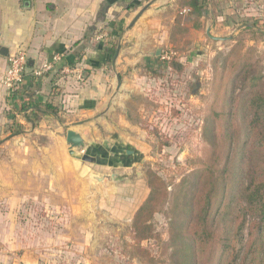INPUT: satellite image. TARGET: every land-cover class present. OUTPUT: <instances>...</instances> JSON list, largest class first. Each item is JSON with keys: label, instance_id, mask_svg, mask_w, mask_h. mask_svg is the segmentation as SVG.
<instances>
[{"label": "rangeland", "instance_id": "rangeland-1", "mask_svg": "<svg viewBox=\"0 0 264 264\" xmlns=\"http://www.w3.org/2000/svg\"><path fill=\"white\" fill-rule=\"evenodd\" d=\"M232 2L209 0L205 8V22H213L225 39L188 37L185 46H165L162 55L170 58L161 55L151 65L162 71L164 90L137 116L140 142L118 143L109 135V142L76 149L95 161L78 159L86 171L63 182L57 201L28 200L10 209L0 264H194L184 228L198 171L212 155L218 169L227 160L226 147L214 144L215 76L226 68L233 49L236 60L241 54L264 72V0ZM217 14L225 19L218 21ZM185 21L196 24L198 19L191 12ZM171 59L184 65L182 73L169 66ZM148 171L168 186V197L152 219L157 237L141 242L149 255L138 252L132 227L150 192ZM211 264H219L218 257Z\"/></svg>", "mask_w": 264, "mask_h": 264}, {"label": "crops", "instance_id": "crops-1", "mask_svg": "<svg viewBox=\"0 0 264 264\" xmlns=\"http://www.w3.org/2000/svg\"><path fill=\"white\" fill-rule=\"evenodd\" d=\"M209 6L213 14L215 5ZM184 8L181 0H0V253L10 209L28 200L52 205L63 182L87 168L69 152V129L90 146L109 142V135L118 143L137 144V116L164 90L165 78L147 71L159 62L162 49L185 46L188 37L224 38L213 22H205V13L198 28L195 19L187 23L191 10L183 13ZM2 50H25L33 62L17 93L2 82L9 56ZM55 54L61 59L53 69L33 76L32 68ZM46 103L57 113L47 111ZM35 113L41 117L36 125ZM15 123L23 129L13 135Z\"/></svg>", "mask_w": 264, "mask_h": 264}, {"label": "trees", "instance_id": "trees-1", "mask_svg": "<svg viewBox=\"0 0 264 264\" xmlns=\"http://www.w3.org/2000/svg\"><path fill=\"white\" fill-rule=\"evenodd\" d=\"M208 4L209 0H181V6L191 8L197 19ZM195 26L199 27L198 21ZM235 54L233 49L226 57V68L215 76L211 112L215 148L221 142L227 160L218 169L212 155L199 169L184 228L194 264H211L215 257L219 264H264V72L241 54L237 56L242 60H236ZM169 66L180 73L185 68L174 59ZM149 74L163 76L153 68ZM45 109L57 113L51 103ZM40 118L35 113L31 121L36 125ZM22 129L15 123L13 135ZM147 176L150 192L132 227L138 252L149 255L141 242L157 237L152 219L168 197V186L158 173L148 171Z\"/></svg>", "mask_w": 264, "mask_h": 264}, {"label": "built area", "instance_id": "built-area-1", "mask_svg": "<svg viewBox=\"0 0 264 264\" xmlns=\"http://www.w3.org/2000/svg\"><path fill=\"white\" fill-rule=\"evenodd\" d=\"M190 8H184L183 13H189ZM162 58L169 59L168 54L162 55ZM61 59V55L55 54L52 60L45 62L41 67L32 68L31 73L35 77H41L45 72L53 69L54 64ZM30 68L29 56L25 50H18L9 54L6 71L3 75L2 82L10 93L19 92L24 85L26 75ZM69 71V70H68ZM81 76V75H80Z\"/></svg>", "mask_w": 264, "mask_h": 264}, {"label": "water", "instance_id": "water-1", "mask_svg": "<svg viewBox=\"0 0 264 264\" xmlns=\"http://www.w3.org/2000/svg\"><path fill=\"white\" fill-rule=\"evenodd\" d=\"M145 10V8L141 9L135 19H134V22L140 17V15L143 13V11ZM1 53L5 56H8L9 53H8V50H2ZM158 55H160L161 51L158 50ZM29 64L32 65L33 62L32 61H29ZM66 142L69 146V152L70 154L76 158V159H82L84 161H88V162H93L95 161V157L92 156L91 154L89 153H77L76 149L78 148H85L86 147V142H85V139L83 138V136L78 133L77 131H75L74 129H69L67 131V136H66ZM98 179H102L101 177H98Z\"/></svg>", "mask_w": 264, "mask_h": 264}]
</instances>
